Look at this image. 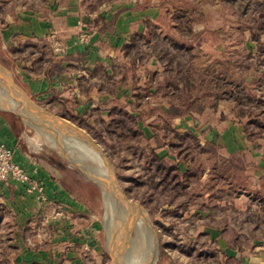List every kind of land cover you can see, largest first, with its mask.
I'll list each match as a JSON object with an SVG mask.
<instances>
[{
  "label": "rangeland",
  "instance_id": "rangeland-1",
  "mask_svg": "<svg viewBox=\"0 0 264 264\" xmlns=\"http://www.w3.org/2000/svg\"><path fill=\"white\" fill-rule=\"evenodd\" d=\"M3 1L0 0V13H2L0 16L10 8L15 9L21 5L36 8L45 3L44 0H11L13 5L4 6ZM197 1H199L197 4L187 5L184 10H180L179 8L182 7L173 3L171 11L180 17L174 14L172 19L165 21L167 23L163 24V30L161 27L158 29L157 26L150 27V32L137 40L134 64H128L125 59L124 62H118L114 66V72L118 73V76L111 84L112 87L123 84L121 73L123 77L127 76L132 84L129 85L130 97L125 99L126 101L119 102L111 117L104 119L100 113L92 116L81 115L75 113L73 103H58L57 100L52 102L30 97L27 94L39 107L78 126L106 153L115 167L120 187L128 199L146 210L157 230L161 253L156 264H226L220 256L222 251L218 245L201 233L203 230H222L223 235L228 238L233 237L234 233L240 235L237 243L240 250L250 249L251 240L264 239V196L261 192L249 191L251 190L249 174L254 170L255 162H248L241 153L238 157L242 164L240 168L234 170L232 167L222 166L224 163L217 159L212 149L207 151L200 148L198 142L204 140L206 132L198 133L199 130L194 126L193 133H181L171 126L172 123L164 126L157 120L158 113L167 104L166 99L177 97V94H174V97L171 95L172 90L166 91L170 88H161L159 91V83L167 75H172L171 72L177 66V62L188 63L190 53L197 56L194 62L196 65L209 58L220 62L229 61L230 67H235L236 72L244 67V73L248 76L246 84L249 82L245 95L255 100L260 97L259 99L264 101V86L259 81H255L256 78L253 80L254 73H264V57L259 55L256 43L250 39L247 29L248 19L256 15L253 0H220L219 3H214L212 0ZM192 7L196 8V18L190 15ZM180 13L186 17H182ZM193 26H203L205 31L198 35H193V32L189 34L188 29L191 30ZM35 44L36 47H29L24 52L9 53L12 56L0 51V62L11 71L19 87L24 88V85L16 76V67H26L28 60L36 56V63L32 67L36 72H41L44 62H49L53 55V48L48 41ZM186 46L190 49L187 50L190 53L186 51ZM29 51L37 55L31 57ZM150 58H155L156 70L150 66ZM127 100L132 101L137 110L135 113L142 111L146 115L141 123L145 121L149 123L147 129L152 133L156 131L162 142L165 140L163 144L168 148L167 155L174 158L173 162L178 164L176 162L178 159L188 169L189 175L182 182L176 179L162 182L160 176L150 178L151 171L145 160L138 153L132 154L131 151L125 150V140L129 138L130 142H133L136 137H119L115 130H118L120 125L118 128L115 125L121 119L131 125L132 119H136V116L133 117L126 111L130 109L125 105L129 103ZM248 103L250 104L247 108L250 111L260 113L264 111L262 110L264 104L261 101L256 103L251 99ZM220 107L228 110L229 115L237 120L248 142L257 145L258 148L259 146L264 148L263 127L249 122L247 117H236L233 111L237 110V106L232 102L228 104L223 101L215 110ZM151 108L158 109L151 111ZM4 110L0 105L2 113L12 115L11 117L17 121L15 123L18 124L24 145L36 155L51 160L54 166L60 169L58 170L60 177L75 199L79 203L87 202L91 208L92 221L97 231L95 242L99 251L103 253V261L112 264V255L119 254L114 264L134 262V264H146L147 249L150 245L147 243V233L140 221L133 215H127L121 221L116 214L113 201L105 197L96 184L90 182L83 174L70 168L58 154L57 148L47 144L53 139L70 142L75 139L58 127L42 123L34 115L28 117L29 125H26L14 113ZM184 118L191 117L187 115ZM261 119L260 122L263 123L264 118ZM221 120L224 118L222 117ZM92 123L93 126H90L89 124ZM125 128L123 130H126ZM134 129H138L137 125ZM246 131L250 134V138L247 137ZM197 134L202 139L198 140ZM79 145L84 148V145ZM204 146L207 147L206 144H203ZM89 157L97 159L93 153ZM181 168L183 169V166ZM234 203L238 206L246 205V209L238 210ZM124 236L125 242L122 246L121 239Z\"/></svg>",
  "mask_w": 264,
  "mask_h": 264
},
{
  "label": "crops",
  "instance_id": "crops-1",
  "mask_svg": "<svg viewBox=\"0 0 264 264\" xmlns=\"http://www.w3.org/2000/svg\"><path fill=\"white\" fill-rule=\"evenodd\" d=\"M3 2L4 6L13 5L11 0ZM183 2L184 0H46L36 8L22 5L15 9L9 7L1 16L0 51L12 56L9 53L12 50L18 52L25 43L46 40L51 44L50 35L55 32L56 38L65 46L66 53L61 55L53 51L49 62H44L42 71L36 72L32 65L36 63L37 54L29 51L30 56L35 58L29 59L26 67L15 68L16 76L24 85V88L20 87L30 97L52 102L57 100L58 103L70 102L74 105L75 113L86 116L100 113L106 119L111 117L120 101L130 97L132 82H129L127 76L123 77V73L120 76L123 84L114 87L111 85L118 76L114 72V66L126 59L123 55L124 46L130 43L134 35L145 32L146 23L151 28H164L163 24L167 23L165 21L174 17L175 13L171 11L174 4L184 10L187 5L197 4L199 1ZM190 12L192 18H196V8L192 7ZM179 15L186 17L182 13ZM191 31L193 35H198L205 28L193 26ZM81 34L89 36L86 43L79 41ZM149 63L156 70L155 58H150ZM95 67L99 68L97 72H93ZM84 86H87L86 93ZM128 102L125 104L130 107L126 110L127 113L137 116L132 101ZM167 107L168 104L162 110ZM11 116L0 111V141L13 150L14 161L42 183L46 197L53 201L55 207L65 210V218H56L54 206L44 207L33 195H28L19 183L8 181L1 184L0 259L9 260V264H101L103 253L95 242L97 231L92 221L91 208L87 202L79 203L75 199L60 177V169L51 160L36 155L24 145L18 124L15 123L17 121ZM189 116L190 119L171 120V126L181 133H193L194 126L199 130L198 133L206 132L204 140L198 134L196 136L198 140L202 139L198 142L200 148L209 151L208 146L203 147V144H212L217 159L228 161L243 153L248 162H255L254 170L249 174V191L261 192L264 196V148L248 142L242 133V127L224 108H205L202 113L194 112ZM222 117L224 120H221ZM148 124L146 121H138L136 124L144 136L142 145L148 144L159 157H165L174 163V158L167 155L166 144L156 146L153 133L147 129ZM89 125L93 126V123ZM73 143L84 156L95 162L98 160L89 157L92 152L88 148H81L76 140ZM176 162L178 164H174L181 173L188 172L182 162L178 159ZM234 206L241 211L246 209V205L238 206L234 203ZM201 233L218 245L222 251L220 256L226 264H264V239L251 240L250 249L239 250L228 246L235 242L234 237H225L222 230H203Z\"/></svg>",
  "mask_w": 264,
  "mask_h": 264
},
{
  "label": "trees",
  "instance_id": "trees-1",
  "mask_svg": "<svg viewBox=\"0 0 264 264\" xmlns=\"http://www.w3.org/2000/svg\"><path fill=\"white\" fill-rule=\"evenodd\" d=\"M44 1L46 2V0ZM253 7L256 10V15H254L251 19H248L247 29L250 33V39L256 43L259 55L261 54L264 57V0H253ZM1 14L2 13H0V15ZM1 20L0 16V21ZM149 32L150 25L149 23H146L145 32L140 35H134L131 38L130 43L124 46L123 55L128 61V64L132 65L136 61V53L134 52V49L137 40L141 39ZM188 32L189 34L192 33L190 29H188ZM175 46L177 45H174V47ZM179 46L181 48L183 47L181 45ZM179 46L178 48H180ZM28 47H36V44L25 43L21 49L19 48L18 52H22L23 49ZM187 47L188 46L185 47L186 51H190ZM15 52L16 50H12L10 53L13 54ZM196 57L197 56L195 54L190 53L188 56V63L185 62V64H183L177 62V66L171 72L172 75H167L162 81H160V86L158 87L159 91L161 88H170L166 91L168 92V90H172L171 95L174 97V94H177V97L175 99H166L168 107L166 110H160L157 117L158 122L162 125L164 124V126L166 124L170 125L171 120L173 119H181L194 112L202 113L205 108L215 110L219 103L226 101L228 104L229 102H232L233 105L236 104L237 110L233 111L236 117H247L249 118V122H254L257 126L264 128V121L263 123L260 122V120H262L261 117L264 118V111L262 113L253 112L247 108L250 104L248 101L251 99L256 103L261 101L262 104H264V101L260 100V97L255 100L252 97L245 95L246 88L249 84V82L246 84L248 76L244 73L245 68L242 67V70L236 72L235 67H230L229 61L220 62L216 59L209 58L203 61L200 65H196L194 63ZM98 69L99 68L95 67L93 72H97ZM255 71H257V68ZM254 78H256L255 81H259V83L264 86V73H254L253 80ZM250 83L253 82L250 81ZM86 88L87 86H84L85 93L87 92ZM156 109L158 108H151V111ZM137 114L138 115L135 117L136 119H132L131 125L122 119L115 125L116 128L120 125V128L115 130L119 137H136V140L133 142H130L129 138L125 140V150L131 151L132 154L138 153V155L145 160L148 165V169L151 171L150 178L160 176L162 178V182L174 179L178 182H182L183 179L189 175V172L181 173L174 163L168 161L165 157H159L148 144L142 145L144 136L140 130L134 129V127H136L137 121L143 120L146 115H144L142 111H138ZM108 125L109 123L106 124V126ZM124 127H126V130H123ZM245 130L246 129H244V131ZM245 133L247 134V137L250 138V134L247 133V131ZM153 138L157 147L162 146L165 141L164 140L162 142V140L158 138V133L156 131L153 132ZM207 146L208 149H212V151H214L212 144H207ZM239 156L240 155L237 154L228 161L223 159L219 160L224 163L222 166L232 167L236 170L237 167L240 168L242 166L241 161L238 159ZM238 236V234H234L233 237L235 242L232 245H228L230 248L237 247V243H239ZM0 264H9V260L0 259ZM101 264H106V262L103 261Z\"/></svg>",
  "mask_w": 264,
  "mask_h": 264
},
{
  "label": "water",
  "instance_id": "water-1",
  "mask_svg": "<svg viewBox=\"0 0 264 264\" xmlns=\"http://www.w3.org/2000/svg\"><path fill=\"white\" fill-rule=\"evenodd\" d=\"M0 105L6 111L14 113L22 122L29 125V115H34L42 123L55 126L69 133L77 142L88 148L96 157L97 161L84 156L81 150L73 142L53 139L47 142L58 149L61 155L83 170L95 175L96 186L101 193L112 200L116 214L124 219L127 215L135 216L143 225L147 233L148 255L146 264H156L161 253V246L157 230L146 210L139 204L132 202L120 187L115 167L106 153L94 142V140L75 124L39 107L16 83L13 75L5 65L0 62ZM125 242V236L121 239V245ZM119 254H117V257ZM112 264L116 263V255H112Z\"/></svg>",
  "mask_w": 264,
  "mask_h": 264
},
{
  "label": "built area",
  "instance_id": "built-area-1",
  "mask_svg": "<svg viewBox=\"0 0 264 264\" xmlns=\"http://www.w3.org/2000/svg\"><path fill=\"white\" fill-rule=\"evenodd\" d=\"M50 36L53 51L57 54L64 55L66 48L56 38V33L52 32ZM88 37L86 34H81L79 41L86 43ZM8 181H14L22 185L25 192L28 195H33L44 207L54 206V216L56 218H65V210L61 207H55L53 201L46 197L42 183L38 179L31 177L25 168L17 164L13 159V150L0 141V185Z\"/></svg>",
  "mask_w": 264,
  "mask_h": 264
},
{
  "label": "bare ground",
  "instance_id": "bare-ground-1",
  "mask_svg": "<svg viewBox=\"0 0 264 264\" xmlns=\"http://www.w3.org/2000/svg\"><path fill=\"white\" fill-rule=\"evenodd\" d=\"M30 116V115H29ZM43 129V128H42ZM73 139H75L74 137H72ZM73 141V140H72ZM58 154L63 158V160L68 164V166L72 169H75L77 170L79 173L83 174L90 182H92L93 184H96L97 183V180H96V177L94 174L90 173V172H87L85 170H83L82 168L78 167L77 165L73 164L71 161H69L65 156L61 155L60 152L58 151ZM126 218V217H125ZM133 218V217H132ZM122 221V220H121ZM128 222V221H126ZM134 228V227H133ZM118 230V229H117ZM121 230V229H120ZM138 232V231H137ZM135 233V231H134ZM137 234V233H136ZM107 235V234H106ZM121 235V234H120ZM135 236V235H134ZM117 239V238H116ZM138 239V238H137ZM132 242V241H131ZM114 244V243H113ZM132 244V243H131ZM138 244V243H137ZM137 246V245H136ZM113 251V249H112ZM115 251V249H114ZM130 251V250H129ZM128 252V251H127ZM114 253V252H113ZM136 253H137V250H136ZM139 253V252H138ZM114 255V254H113ZM127 255V253H126ZM134 255V253H133ZM117 257V256H116ZM136 257V260H137V256ZM139 259V257H138ZM133 261V260H132ZM125 262V260H124ZM134 262V261H133ZM131 263V262H130ZM135 263V262H134ZM132 263V264H134Z\"/></svg>",
  "mask_w": 264,
  "mask_h": 264
}]
</instances>
